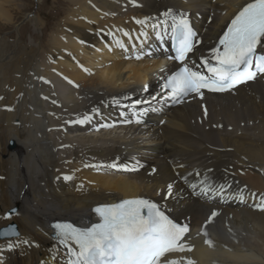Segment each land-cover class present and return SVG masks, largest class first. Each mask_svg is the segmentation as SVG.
Here are the masks:
<instances>
[{"label":"bare ground","instance_id":"1","mask_svg":"<svg viewBox=\"0 0 264 264\" xmlns=\"http://www.w3.org/2000/svg\"><path fill=\"white\" fill-rule=\"evenodd\" d=\"M22 1L0 0V229L15 226L19 232V240L0 237V248L18 244L0 252L2 264H61L48 223L86 221L93 206L135 198L156 201L176 219L200 227L189 241L194 250L170 259L264 264V211L254 207L264 196V76L221 95L189 97L166 113L161 129L147 128L135 122L131 105L164 101L157 84L174 69L166 60L170 52L125 59L109 40L121 29L136 30L135 49L119 39L129 48L127 55L147 53L151 25L171 9L197 22L203 36L198 49L208 51L226 22L251 0H61L33 14L29 5H18ZM21 16L35 33L27 39L24 25L16 38L5 35ZM139 19L147 24L135 28ZM93 108L100 115L90 123H70L92 115ZM112 162H138L140 171L85 167ZM197 168L201 177L231 185L226 205L201 203L178 183L177 175ZM66 175L73 179L64 180ZM239 194L244 202L234 204ZM212 211L217 216L207 225L215 242L210 248L199 233Z\"/></svg>","mask_w":264,"mask_h":264},{"label":"snow or ice","instance_id":"2","mask_svg":"<svg viewBox=\"0 0 264 264\" xmlns=\"http://www.w3.org/2000/svg\"><path fill=\"white\" fill-rule=\"evenodd\" d=\"M163 19H157L151 25L158 42L156 51L168 52L165 46L170 42L174 55H169V60L179 61L181 67L178 71L169 75L161 86L165 93V103L171 102L176 105L183 103L185 98L191 94L203 97L204 90L211 93H228L236 89L238 85L248 81H254L258 76H264V0H251L244 4L238 13L227 25L226 31L219 37L218 44L211 48L208 56H202L197 63L190 61V54L194 53L196 46L200 43L197 33L193 29L186 14H174L171 9L161 14ZM144 26L146 19L135 21ZM112 35V33H108ZM123 35L132 39L128 32ZM141 37L147 38L148 33L140 32ZM139 39V37H137ZM114 44L126 55L125 59L137 61L145 55L151 57L152 51L147 53L136 52L133 56L127 55L129 48L120 39H115ZM143 46V42L141 47ZM133 49L137 47L132 44ZM99 51V49H97ZM109 47V51H111ZM88 71L87 69H84ZM71 83V82H70ZM153 100L156 97L152 98ZM55 103V101H53ZM114 104L119 100L114 99ZM151 104V101L137 100L131 105L132 116L136 117V123L149 111L156 109L147 107L137 111L136 106ZM92 113L100 115L98 108H93ZM125 112H120L121 117H126ZM205 115L207 111L205 110ZM93 115H84L83 118L70 121L73 124L84 125L93 120ZM125 119L123 123H130ZM113 124H103L101 127H115ZM96 169L110 168L116 171H137L139 164L129 168L128 165H120L112 162L108 165H85ZM182 167V166H181ZM155 169H153V172ZM197 183L190 186L194 192L207 199L226 201L231 185L224 180L217 183L207 174L201 179L200 173L194 174ZM66 181L73 177L66 175ZM185 182L188 178L184 177ZM173 185L167 186V194L171 196ZM256 198V193L251 194ZM245 197L239 194L240 202ZM257 209L264 211V196L254 205ZM15 209L8 214L10 218ZM99 217V222L88 227H76L71 223H55L51 225L54 229L52 239L56 242L52 251L58 253L60 248L64 249V264H195L191 258L170 259V254L192 252V246L186 239L190 233V222L180 223L169 217L156 202L146 198L123 199L118 203L98 206L94 209ZM217 212L212 211L204 225L201 235L205 237L204 243L208 247H214L215 242L209 237L207 225L214 222ZM0 237H16L19 240V232L16 227H7L0 231ZM29 244L27 240L20 241ZM18 244L9 241L7 250L11 251ZM4 248H0L3 252ZM54 260L56 256L52 257ZM2 264V257H0Z\"/></svg>","mask_w":264,"mask_h":264},{"label":"rangeland","instance_id":"3","mask_svg":"<svg viewBox=\"0 0 264 264\" xmlns=\"http://www.w3.org/2000/svg\"><path fill=\"white\" fill-rule=\"evenodd\" d=\"M55 2H57V4H60L61 3V0H24V1H22V2H20V3H18V5H20V4H27V5H29V10H31V13H29V14H33L35 11H38L39 9H40V7L41 6H43V7H48V8H50V7H52V6H54V4H55ZM56 4V5H57ZM18 23L15 25V27H13L11 30H9V31H7L6 33H4L5 35H8V34H13L14 35V37L16 38L17 37V32H18V29H20L21 28V26L23 27L24 25H25V27H26V30H25V37L27 38V39H29L30 37H29V32H31V33H35V31L33 30V28H32V26H30L28 23H27V21L24 19V17L23 16H21L20 18H18ZM36 33H38V32H36ZM48 61L50 62V61H52V59H48ZM12 143H9V145H8V147L11 145ZM7 227H9V226H7ZM7 227H5V228H7ZM13 227V226H12ZM15 227V226H14ZM2 229H4V228H2ZM2 229H0V230H2Z\"/></svg>","mask_w":264,"mask_h":264}]
</instances>
